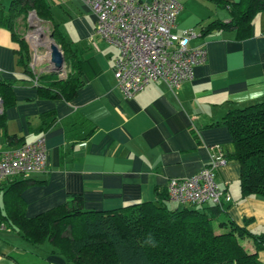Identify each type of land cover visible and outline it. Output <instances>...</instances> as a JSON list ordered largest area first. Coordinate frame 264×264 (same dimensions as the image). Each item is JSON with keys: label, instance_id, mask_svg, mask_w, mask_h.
Returning a JSON list of instances; mask_svg holds the SVG:
<instances>
[{"label": "crops", "instance_id": "0c3cea01", "mask_svg": "<svg viewBox=\"0 0 264 264\" xmlns=\"http://www.w3.org/2000/svg\"><path fill=\"white\" fill-rule=\"evenodd\" d=\"M49 1L52 11L59 7L62 16L57 21L53 11L55 22L82 61V85L72 99L43 96L38 87L42 74L66 77L67 62L59 71L51 62L50 48L37 57L32 52L34 74L27 73L19 61L18 43L0 26V82L13 84V99L4 100L0 111V155L41 137L48 154L46 168L31 174L22 191L28 217L70 201L71 193L83 195L86 210L156 200V192L168 189L170 179L189 177L206 167L213 146L231 149L229 129L214 123L234 107L264 100V11L255 16L249 38L238 39L232 29L203 36L208 22L230 20L229 8L212 0H184L174 31L192 30L191 46L205 45L207 61L197 65L193 78L179 88L152 82L127 97L114 73L119 50L95 34L91 7L85 0ZM11 2L0 0V9L7 10ZM51 41L50 37L48 47ZM13 135L20 142L9 141ZM240 177L241 164L234 160L217 172L219 186L232 195L224 204L226 215L240 225L251 219L247 227L264 233V197H242ZM12 180L0 185V264H68L51 243L32 244L2 223V215L13 209L7 194ZM244 243L253 250L251 240ZM259 257L264 263V249Z\"/></svg>", "mask_w": 264, "mask_h": 264}, {"label": "trees", "instance_id": "16d2710c", "mask_svg": "<svg viewBox=\"0 0 264 264\" xmlns=\"http://www.w3.org/2000/svg\"><path fill=\"white\" fill-rule=\"evenodd\" d=\"M212 1L229 8L230 20L208 22L202 27L203 36L232 29L238 39L249 38L255 16L264 11V0ZM31 11L53 23L54 38L62 47L69 68L64 78L55 73L38 76L39 91L46 97L70 100L82 85V61L55 22L51 2L12 0L7 10L0 9V26L11 31L19 45L20 63L27 73L34 74L32 51L20 31L21 20ZM0 98L3 105L13 99L12 83L0 82ZM213 125L227 126L232 135L231 149L223 150L228 160L241 164L242 197H264V100L234 107ZM8 139L20 142L16 135ZM29 181L24 177L12 180L7 194L13 209L3 214L1 221L32 244L51 243L53 250L64 255L68 264H264L259 257V251L264 249V233H255L247 227L251 219H246L244 225L236 223L226 215L224 205L171 208L166 189L156 192V200L136 202L119 209L86 210L83 195L71 193L70 201L28 217L22 191ZM246 238L251 240L253 250L245 245Z\"/></svg>", "mask_w": 264, "mask_h": 264}, {"label": "built area", "instance_id": "2783aa9c", "mask_svg": "<svg viewBox=\"0 0 264 264\" xmlns=\"http://www.w3.org/2000/svg\"><path fill=\"white\" fill-rule=\"evenodd\" d=\"M184 0H85L96 14L95 34L116 46L114 73L118 87L132 97L152 82L179 88L194 76L197 65L208 59L205 45L191 46L192 30L177 33V17ZM2 101L0 99V111ZM45 138L25 143L0 155V185L15 177L29 178L46 168ZM229 160L221 146H213L209 163L200 172L168 182L171 202L180 205L216 204L232 201L221 188L217 172Z\"/></svg>", "mask_w": 264, "mask_h": 264}, {"label": "rangeland", "instance_id": "374dc122", "mask_svg": "<svg viewBox=\"0 0 264 264\" xmlns=\"http://www.w3.org/2000/svg\"><path fill=\"white\" fill-rule=\"evenodd\" d=\"M53 11L58 21L62 16L59 7L57 5L54 6ZM35 14L36 12L32 11L25 20H21L20 22V31H22L24 37L27 38L34 57L36 55L41 56L45 54L49 49L48 43L50 41V33L53 31L51 22L42 20ZM62 75L64 76L65 74ZM169 206L171 208L176 207L175 203H170Z\"/></svg>", "mask_w": 264, "mask_h": 264}, {"label": "water", "instance_id": "95a60500", "mask_svg": "<svg viewBox=\"0 0 264 264\" xmlns=\"http://www.w3.org/2000/svg\"><path fill=\"white\" fill-rule=\"evenodd\" d=\"M52 41L50 42V54H51V62L54 63V68L59 70L62 67L63 62L65 61L64 53L61 47L54 41V34L50 35ZM60 71V70H59Z\"/></svg>", "mask_w": 264, "mask_h": 264}]
</instances>
